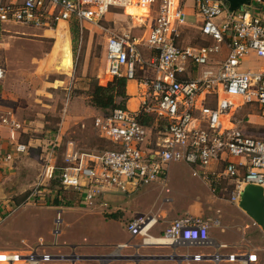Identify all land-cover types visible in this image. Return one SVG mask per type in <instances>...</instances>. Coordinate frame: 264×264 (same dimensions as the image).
Listing matches in <instances>:
<instances>
[{"label":"built area","instance_id":"2783aa9c","mask_svg":"<svg viewBox=\"0 0 264 264\" xmlns=\"http://www.w3.org/2000/svg\"><path fill=\"white\" fill-rule=\"evenodd\" d=\"M185 0H4L0 2V23H21L35 27H53L58 23L76 22L80 28L100 27V20L112 9L124 10L136 3L147 5L148 13L140 25L145 26L141 38L129 33L109 31L104 55L109 78H136L138 67L150 66L155 74L137 80L140 103L136 109L127 105L115 108L108 115L97 114L92 124L98 135L110 144L99 152L67 147L58 168L57 178L64 189L79 194L81 203L89 205L111 192L135 190L152 183L166 185L172 162L190 165L193 175L205 179H228L232 186L231 200L238 202L247 184L262 188L264 202V134L253 136L236 124H230V110L240 105L255 104L264 117V68L242 69L243 58L253 55L264 58V1L250 0L239 9L229 10L223 0H193L200 18V32L208 44L181 45L180 33L186 24ZM259 3L263 7L258 8ZM154 52L146 60L140 47ZM221 47L226 55L213 60ZM190 65L199 68L197 77L188 78ZM3 70L0 68V78ZM214 99L215 104L206 103ZM151 114L152 125H145L139 115ZM233 122V121H232ZM24 123L10 110H0V126L9 131L11 148L0 156V163L12 161L28 152V144L17 135L26 132ZM42 180L55 176L54 153L59 135L48 136ZM44 151V150H43ZM229 157L242 160L231 161ZM221 163L220 170L209 171L211 163ZM57 170V169H56ZM211 174L212 177L208 175ZM44 184L42 181L36 186ZM40 192V191H38ZM30 194L25 203H30ZM30 201V202H28ZM101 205H105L102 203ZM60 212L54 220L52 240L39 237L26 253L0 250V264H48L55 255L46 249L57 246L60 235ZM158 219L151 214H138L126 223L131 238H139L143 246L199 245L209 246V219L182 216L174 219L160 234L152 229ZM129 246L117 244L116 249ZM226 246V245H222ZM204 254L190 256L200 261ZM216 264L225 260L236 264L257 261L250 251L210 255Z\"/></svg>","mask_w":264,"mask_h":264},{"label":"rangeland","instance_id":"374dc122","mask_svg":"<svg viewBox=\"0 0 264 264\" xmlns=\"http://www.w3.org/2000/svg\"><path fill=\"white\" fill-rule=\"evenodd\" d=\"M261 7L263 4L259 3L258 8ZM146 12L142 8L134 7L126 10L112 9L100 20V27L88 25V28L79 30L77 37L70 33L71 22L68 25L69 32L64 23H60L56 29L55 26L53 29L52 26L50 29L28 28L16 23L0 26V68L3 69V76L0 78V109L13 110L29 131L22 136V140L32 138L33 145L27 154L13 160L14 169L1 170L4 172L0 173V190L5 196L0 197V201L9 200L7 204L9 203L11 208L4 204L5 211L9 213L1 221L0 228L18 232L26 230L29 234L41 233L47 241L49 238L51 240L49 231L53 229L59 207L47 204H55L57 199L62 209V223L59 227L61 234L57 240L59 246L47 248V252L88 254L91 248L89 245L93 244L98 254L114 252L96 260H84L82 264H129L127 259L116 255L115 245L129 238L126 222L130 218L146 212L148 206L158 211L160 205L156 202L165 203V197L171 198V202L165 204L172 206L174 213L183 212L185 205L192 199L196 196L204 197L207 193L209 188L201 175L193 176L192 167L182 161L169 165L167 192H164L159 184L143 185L129 192V195L124 192H112L105 200L99 199L89 205L78 203V194L71 189H64L56 176L59 171L57 167H60L67 147L87 152H99L110 147L92 124L93 117L98 112L89 102L90 83L96 80L98 84L104 85L109 77L105 74L104 59V44L109 31L129 33L141 38L145 26L140 25L141 20L136 17L144 16ZM187 20L193 22L195 18L187 16ZM183 38L184 42L190 45L204 43L200 32L192 28L184 32ZM65 52L70 57L69 66L61 70L54 69L53 60ZM242 67L253 70L264 68V58L245 57ZM137 75L142 76L139 68ZM231 113V121L241 127L250 125L247 120L256 119L259 110L257 105L247 104L230 111ZM252 130L251 135L261 137L264 124L252 127ZM56 135H59V146L54 153L55 176L47 182L42 180L41 176L46 150L49 149L46 143L48 136L52 138ZM220 169L221 167L217 168ZM41 181L44 184L36 186ZM151 186L153 188H149ZM216 186V191L208 190L209 194L222 198L217 199L218 202L214 205L220 206L224 216L221 223L213 228L216 240H237L238 248H257L259 256L264 259V233L257 226H253L244 214L237 212L236 208L240 209L238 204L227 201L233 191L231 182L221 178ZM30 194V200H34V203L28 201L30 203L25 204ZM153 202L154 205L147 204ZM19 203L22 206L14 207ZM102 203L105 205L100 206ZM144 205L146 209H143ZM161 217L163 219V216ZM232 222L248 223L249 228L245 230L243 237L235 228L229 227ZM221 228L225 232H222ZM98 245L106 248L99 251ZM29 250L30 248L23 253ZM140 250L147 253L154 249ZM186 250L189 249H178L179 252ZM122 252L125 253L123 250ZM148 262L141 259L139 264ZM62 263L58 260L48 264Z\"/></svg>","mask_w":264,"mask_h":264},{"label":"crops","instance_id":"0c3cea01","mask_svg":"<svg viewBox=\"0 0 264 264\" xmlns=\"http://www.w3.org/2000/svg\"><path fill=\"white\" fill-rule=\"evenodd\" d=\"M3 1L4 0H0V2H3ZM15 1H21V0H15ZM187 2H189L190 4H187ZM134 8L139 9L140 7H134ZM183 8L186 12V20H187V16L193 17V18H195V20L193 22L188 21V20L186 21V24L184 25V27L181 30L178 42L181 45H190V44H187L188 42H184L183 34H184V32H186V30H188L190 28L196 29V30H198V32H200V24L201 23H200V18L196 15V13L194 11L193 0H185L184 4H183ZM137 17H136V19L139 20V18H137ZM70 22L62 21L60 23H64L67 27V30H68L69 29L68 25L70 24ZM72 22H74V21H72ZM60 23H58L57 26H55V29L59 26ZM5 24L6 23H0V26L5 25ZM16 24L26 26L28 28H35V29H48V28L50 29L51 28V27H35V26H31V25H24L21 23H16ZM53 28H54V26L52 27V29ZM87 28H88V25H87ZM68 32H69V30H68ZM70 33H71V24H70ZM200 34H201V32H200ZM201 36H202V40H204L203 44H208L209 39L204 37L202 34H201ZM203 44H199V45H203ZM196 46H198V45H196ZM140 49H141V52H142V54L146 60H149L151 58V56L154 54V52L152 50H150L144 46H141ZM65 54H67V53L66 52L63 53V55H65ZM63 55H61V56H63ZM67 55L69 56V54H67ZM225 55H226V49H225V47H221L220 51L217 54L213 55V60H217V61L221 60L222 58L225 57ZM61 56H59L57 59L53 60L52 64H54L56 62V60H58ZM250 56L254 57L255 59H258L256 56H253V55H249V56H247V58H249ZM104 59H105V55H104ZM259 59H262V58H259ZM69 63H70V57H69ZM69 63H68V66H69ZM138 68H139V70H141L142 76H138L137 70H136V78L129 80V81H126V93L128 95L126 105L131 109H136L140 103V95L138 92L137 80H140L146 76L152 77L155 74L154 69L150 66L146 65L143 67L140 66ZM105 69H106V62H105ZM242 69H247V68L242 67ZM105 74L107 75L106 71H105ZM198 74H199V68L194 66V65H190L189 69L186 72V76L188 78L197 77ZM107 78L109 79V77H107ZM108 79H106V80L104 79L105 82ZM206 103L209 105H214L215 101H214V99L209 98L206 101ZM243 106H245V105H240L236 108H232L230 111L231 112L235 111L236 109L243 107ZM0 110L1 111L10 110L13 112V110L9 109V108L0 109ZM259 115H260V113H259ZM259 115H256L257 117L254 120H250V119L247 120L248 121L247 124H250V125L241 126L245 130V132H247L248 134L251 135V133L253 132L252 127L263 126V124H264L263 116H261V115L259 116ZM16 118L19 119L17 116H16ZM250 121L252 123H250ZM21 122H23V121H21ZM231 123L233 124L234 122L230 121V124ZM234 124H236V123H234ZM249 127H251V128H249ZM24 128L26 129V132L20 133L19 136L17 135V140L24 142V143H27L28 147H29L28 148V151H29L30 147L33 146L32 145V138L28 137L27 140H22V136L24 134H28V132H29V131H27L28 128H26L25 125H24ZM25 136H27V135H25ZM11 142H13V140L10 139L8 129L0 126V156L4 155L6 152H8L10 150ZM27 153L21 154L17 158H20L21 156H23ZM17 158H15V159H17ZM229 160L238 161V160H242V159L237 158V157H229ZM12 163H13V160L8 161V162H4L3 164L0 163V173L1 172L3 173L6 170L14 169V167H12ZM210 166L211 167H208V170L212 171V170L217 169L218 167H221V163L213 162V163H211ZM1 170H4V171H1ZM192 175H193V173H192ZM208 175L210 176V178L212 177L211 174L208 173ZM193 176H197V175H193ZM201 178L208 185L209 189L206 190L207 193L205 192L206 194H204V197L196 196L194 199H192L187 205H185L183 212H175L174 213V208L172 206H167L165 204L167 202H171V198L165 197L164 198L165 203L156 202L160 205V208L158 211L155 210L156 208H154L152 206H148L147 207L148 210H146V212H144L142 214H151V215H154L157 217L158 222L152 229V233L156 234V235L162 233L163 230L171 223V221H173L176 218L182 217V216L189 215V216L198 217L201 219H207L208 218L209 219L208 235L212 241L211 245H209V246H199V245L143 246L140 244L139 238H137V237L131 238L129 233H128L129 238L126 241L118 242L117 244L128 242L129 246L126 248H122V249H116V247H117V244H116L115 245V249L117 250L116 255L121 259L122 258L127 259L130 262L129 264H139V261L141 259H145V260L149 261L146 264H216L215 262H212L211 257H210V255H212V253H214L216 251H218L221 255H225L228 253H240V252L250 251V253H255L257 255V261L250 262V264H264V259L259 256V254L257 252V250H258L257 248H250L248 246L247 247L245 246L244 248H242V247L238 248L237 247V244H238L237 240H235L233 242V241H230L228 238H226V239L224 238V240H221L220 242L216 240V238H215L216 235L213 232V228L221 223L220 221L223 220L224 216L222 214V209L220 208V206L214 207V205L217 204V202H218L217 199H222V198H218L214 194H209V192H211L212 190H215V187H217L216 184H218L219 180H213L212 181L210 179H205L203 177V175H201ZM152 184L153 185L159 184L161 186V189L164 190V192L168 191L166 185H163L161 183H152ZM149 185H151V184H149ZM149 188H153V186H151ZM208 190H209V192H208ZM132 191H129V192L131 193ZM129 192L127 193L128 195H129ZM148 192H150V189ZM107 194H109V193H107ZM107 194H105L102 197V199L105 200L106 198L110 197V194L109 195H107ZM2 196H5V194H3V192L1 191L0 197H2ZM77 199H78L77 200L78 203H80L82 205L79 194L77 195ZM227 201H229L233 204H238V202H239V200H238V202L232 201L231 197ZM7 202H9V200L0 201V223L3 219H5V217L9 213L8 211L7 212L5 211L4 204L6 203L7 208H9V209L11 208V205H9V203L7 204ZM58 202L59 201L57 199H55V202H54L55 204L49 203L47 205H53L55 207H59V209L56 212V215L58 212H60V216H61L62 209H61V206H59ZM31 203H34V201H32ZM25 204H27V203H25ZM147 204L148 205H154V202L152 204H149V203H147ZM18 206H22V204L19 203V205H17V206L15 205L14 207H18ZM100 206H103V205H100ZM145 207L146 206L144 205L143 209H146ZM236 210H237V212H241L242 214H244L251 221V224L253 226H257L264 233V229H262L257 223H255L242 209L236 208ZM1 214H4V215L1 216ZM161 216H163V219ZM61 223H62V221H61ZM239 224L240 223L232 222V224H229V227L233 228V229L235 228L236 232L240 233L241 237H243L244 233H246L245 230L247 228H249V227H247L248 223H242L243 225L240 224L241 226H239ZM53 228H54V226H53ZM52 230L53 229L51 228V230L49 231V234L51 236H52V234H51ZM221 231L225 232V230L223 228H221ZM60 234H61V230H60ZM39 237L43 238L47 243H50L52 240V239L50 240V238H49V241H47L46 237L41 233L40 234H29L28 232H26V230L18 232V231L13 230V229L6 230L5 228L1 227L0 228V250L1 249H10V250H15V251L23 253V251L27 250L28 248L34 247L37 244V240ZM57 240H58V238H57ZM92 245L93 244L89 245L91 248H90V252L88 254H81V253L76 254L74 252H72L71 254H68V253L62 254V253L52 252L55 255V259L52 262L60 260L61 262H63L62 264H82V262H84V260H87V261L92 260V259L96 260L98 258L104 257V255H108L111 252L110 251V252H107L105 254H98L97 253L98 250H95V248ZM222 245H226V246H222ZM58 246H59V243L57 242V246H51V247L49 246L48 248H56ZM98 246L100 249L99 251L103 250V248H106L104 246H100V245H98ZM182 247L184 249H189V250H186V252H179L178 249H180ZM141 248L150 249V250L154 249V250H151L147 253H142L140 250ZM191 249L193 251H191ZM229 249H231V250L228 251ZM233 249H237V250H233ZM122 250L125 251V253L122 252ZM112 252H114V251H112ZM196 253L204 254V257L200 261L192 260V258H190V256L193 254H196ZM163 256H171L172 258L171 259H165ZM222 262L224 264H236V263L228 262L225 260H221L217 264H221ZM99 264H102V263H99Z\"/></svg>","mask_w":264,"mask_h":264},{"label":"trees","instance_id":"16d2710c","mask_svg":"<svg viewBox=\"0 0 264 264\" xmlns=\"http://www.w3.org/2000/svg\"><path fill=\"white\" fill-rule=\"evenodd\" d=\"M79 30L78 24L72 22L71 35L77 37ZM127 99L126 79L123 76L109 78L104 85L98 84L96 80L90 83L89 102L98 114L108 115L115 108H124ZM138 118L145 125H152L154 121L151 114L142 113ZM23 198H25V195Z\"/></svg>","mask_w":264,"mask_h":264},{"label":"water","instance_id":"95a60500","mask_svg":"<svg viewBox=\"0 0 264 264\" xmlns=\"http://www.w3.org/2000/svg\"><path fill=\"white\" fill-rule=\"evenodd\" d=\"M228 4L229 10H236L250 3V0H223ZM264 1V0H262ZM238 206L255 223L264 229V202L262 200V188L258 185L247 184L243 187L240 194ZM171 259V256H163Z\"/></svg>","mask_w":264,"mask_h":264},{"label":"bare ground","instance_id":"6f19581e","mask_svg":"<svg viewBox=\"0 0 264 264\" xmlns=\"http://www.w3.org/2000/svg\"><path fill=\"white\" fill-rule=\"evenodd\" d=\"M130 7H140V8H142V9L147 11L146 15L148 13V6L147 5H139V4H136V3H132V4L128 5L125 8V10L130 8ZM146 15H144V16H146ZM142 17H143L142 15L138 16L139 20H141ZM68 63H69V57H68V55H64V56L60 57L58 60H56V62L53 64V66H54L55 69L61 70V69H65L67 67Z\"/></svg>","mask_w":264,"mask_h":264}]
</instances>
